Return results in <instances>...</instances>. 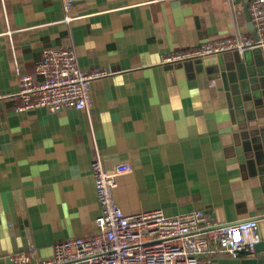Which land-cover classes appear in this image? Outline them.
<instances>
[{
  "label": "crops",
  "instance_id": "obj_1",
  "mask_svg": "<svg viewBox=\"0 0 264 264\" xmlns=\"http://www.w3.org/2000/svg\"><path fill=\"white\" fill-rule=\"evenodd\" d=\"M247 1L74 0L81 18L65 24L61 0H0V94L17 92V72L34 75L47 47H71L81 69L106 72L90 83L88 110L17 111L0 99V264L30 248L39 264L55 243L94 231L95 157L131 161L133 172L115 179L125 214L254 218L264 251V51L162 63L251 34ZM230 77L246 92L244 112L226 96Z\"/></svg>",
  "mask_w": 264,
  "mask_h": 264
},
{
  "label": "built area",
  "instance_id": "obj_2",
  "mask_svg": "<svg viewBox=\"0 0 264 264\" xmlns=\"http://www.w3.org/2000/svg\"><path fill=\"white\" fill-rule=\"evenodd\" d=\"M61 7V22L71 24L81 18L72 14L74 0H61ZM247 11L255 37L235 34L204 41L162 57V63L173 66L227 52L264 49V0H248ZM105 74L104 70L81 69L71 47H47L34 63V75L17 72V92L0 94V99L16 101L17 111L88 110L90 83ZM132 172L131 161L104 165L95 157L90 163V173L100 212L94 231L55 243L51 256L39 264H215L221 256L227 259L254 256L260 242L258 221L254 218L218 223L202 210L171 216L158 209L125 214L114 198L115 179ZM33 251L30 248L13 255L12 264H30Z\"/></svg>",
  "mask_w": 264,
  "mask_h": 264
},
{
  "label": "water",
  "instance_id": "obj_3",
  "mask_svg": "<svg viewBox=\"0 0 264 264\" xmlns=\"http://www.w3.org/2000/svg\"><path fill=\"white\" fill-rule=\"evenodd\" d=\"M245 9V13L247 15V19L249 20V26H250V31H251V34L252 36L255 37V33L253 31V25L251 23V20H250V15L247 11V3L244 7ZM247 51H254V52H260L262 53L261 51H264V49H254V50H247ZM247 51H244L243 53L247 52ZM230 52H227V53H224L222 55H219V56H212V57H207L205 59H203V63H216L218 61V59H222V57H226L225 54H229ZM232 53H238L239 52H231V55ZM243 53H240V54H243ZM216 60V62H215ZM199 61H202V60H199ZM220 61V60H219ZM221 78L225 81V79H227L226 77V73L224 72V75L222 74ZM229 86H227V88L225 87V93H226V96L227 98H229L231 101L233 98V105H232V109L234 112H244L245 110V107L246 105H243L244 102H245V97H244V93H246L244 90H242L241 88V85L238 81H235V78L234 77H230V80H229ZM237 113V114H238ZM256 134L258 133L257 130H253L251 129L249 132H247V137H250L252 136L253 134ZM257 251V255L254 257H249V258H237V259H227V258H221V259H218L215 261V264H264V251H261L260 252V245H256L255 247V253Z\"/></svg>",
  "mask_w": 264,
  "mask_h": 264
}]
</instances>
